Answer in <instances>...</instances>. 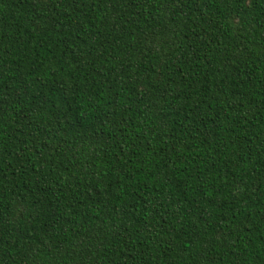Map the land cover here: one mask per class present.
<instances>
[{"label": "trees", "instance_id": "16d2710c", "mask_svg": "<svg viewBox=\"0 0 264 264\" xmlns=\"http://www.w3.org/2000/svg\"><path fill=\"white\" fill-rule=\"evenodd\" d=\"M0 264H264V0H0Z\"/></svg>", "mask_w": 264, "mask_h": 264}]
</instances>
